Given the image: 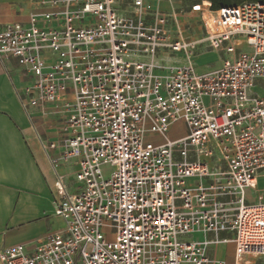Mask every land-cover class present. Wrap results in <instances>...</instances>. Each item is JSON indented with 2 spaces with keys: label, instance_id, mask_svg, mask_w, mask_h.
<instances>
[{
  "label": "built area",
  "instance_id": "obj_1",
  "mask_svg": "<svg viewBox=\"0 0 264 264\" xmlns=\"http://www.w3.org/2000/svg\"><path fill=\"white\" fill-rule=\"evenodd\" d=\"M32 3L0 28V63L51 123L38 138L65 225L0 264H227L212 250L229 243L235 264L264 257V3ZM202 48L220 68L197 71Z\"/></svg>",
  "mask_w": 264,
  "mask_h": 264
},
{
  "label": "crops",
  "instance_id": "obj_2",
  "mask_svg": "<svg viewBox=\"0 0 264 264\" xmlns=\"http://www.w3.org/2000/svg\"><path fill=\"white\" fill-rule=\"evenodd\" d=\"M33 9L32 0H0V28L27 23ZM195 29L199 32L200 28ZM202 49L196 55L198 60L210 55ZM211 55L210 60L220 61L215 69L220 68L222 58ZM25 87L16 60L0 63V251L20 244L32 246L65 225L55 215L56 176L38 138L46 139L54 132L37 110L23 107ZM256 91L263 94L264 86ZM61 172L72 177L68 167Z\"/></svg>",
  "mask_w": 264,
  "mask_h": 264
},
{
  "label": "rangeland",
  "instance_id": "obj_3",
  "mask_svg": "<svg viewBox=\"0 0 264 264\" xmlns=\"http://www.w3.org/2000/svg\"><path fill=\"white\" fill-rule=\"evenodd\" d=\"M164 7L169 8L167 6V4H164ZM197 33L200 34L198 31H197ZM201 37H203V35H201ZM203 49L201 51L202 53L210 54V55L208 57H205L204 59H200V60H198L197 56H195L193 59L195 65L197 67V71L199 73L207 72V71H210V70L217 68L216 66L218 65V62H220V61L210 60L211 57H213V55H211V54H214L215 59H217V56H219L218 57L219 59L222 58L220 56V54H218L216 52H213V51H211L209 49H205V48H203ZM176 59L182 60V62H185V59L182 56H177ZM185 133H186V128H185L184 123H179L173 128V130L169 136L172 139H176V138H179V137L185 135ZM195 239L196 240L201 239V236L196 235ZM212 252H213L212 254L214 256H216L217 259L225 261L226 263L235 264L236 257H235V245L234 244H231V243L224 244L219 249L212 250ZM245 259H248V257H245ZM248 264H264V257L249 258Z\"/></svg>",
  "mask_w": 264,
  "mask_h": 264
},
{
  "label": "trees",
  "instance_id": "obj_4",
  "mask_svg": "<svg viewBox=\"0 0 264 264\" xmlns=\"http://www.w3.org/2000/svg\"><path fill=\"white\" fill-rule=\"evenodd\" d=\"M192 3L207 2L211 4V10L213 12L219 11L223 8L235 7L246 2H263L264 0H186ZM230 264V263H227Z\"/></svg>",
  "mask_w": 264,
  "mask_h": 264
},
{
  "label": "bare ground",
  "instance_id": "obj_5",
  "mask_svg": "<svg viewBox=\"0 0 264 264\" xmlns=\"http://www.w3.org/2000/svg\"><path fill=\"white\" fill-rule=\"evenodd\" d=\"M220 246H222V245H220ZM220 246H219V247H220ZM219 247H218V248H219Z\"/></svg>",
  "mask_w": 264,
  "mask_h": 264
}]
</instances>
